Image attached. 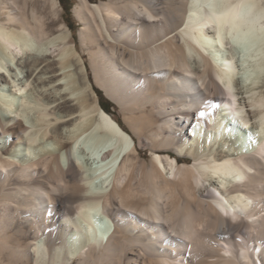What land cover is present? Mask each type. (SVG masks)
Masks as SVG:
<instances>
[{
    "label": "bare ground",
    "instance_id": "6f19581e",
    "mask_svg": "<svg viewBox=\"0 0 264 264\" xmlns=\"http://www.w3.org/2000/svg\"><path fill=\"white\" fill-rule=\"evenodd\" d=\"M76 14L0 0V264H264V0Z\"/></svg>",
    "mask_w": 264,
    "mask_h": 264
},
{
    "label": "rangeland",
    "instance_id": "374dc122",
    "mask_svg": "<svg viewBox=\"0 0 264 264\" xmlns=\"http://www.w3.org/2000/svg\"><path fill=\"white\" fill-rule=\"evenodd\" d=\"M67 1H71L72 3H74V5L72 7V14H71V16L69 18L67 17V15L65 14L64 7H63V5L61 3V0H59V14H60V18H59L58 21H64L67 24H68L67 21H70V23L72 25V29L71 30H72V34L74 36V40L77 41V44H78L79 48L81 49L80 29H81V26L83 25V23H82V21L80 20V18L76 14L77 4L80 2V0H67ZM92 1H93V3H100V2H106L107 0H102V1L101 0H92ZM43 2H44V0H40L41 4ZM47 13H48V15H47L48 16V23L51 24V27L57 28V23L53 24V19H54L53 14L51 12H47ZM85 57H86L87 64H88V67H89V78L91 79L94 87H97V88L101 89L103 91V94L114 103V106L112 107L113 116L115 115L114 117L122 122V125L126 128V130H128V131H130V132H132L134 134V131H132L133 130L132 125H129L130 122L126 118V112L123 109H121V107H120V105L118 104L117 101H115L113 98H111L109 95H107L105 90L103 88L99 87L98 84L95 83V79L93 78L94 75H93V72H92V70L90 68L89 54L88 53L85 54ZM36 84L37 83H33L32 82L30 84V87L28 86L29 87L28 91L29 92L32 91L35 94L39 95L41 93V91H43L44 89H42L39 85H36ZM50 92L51 91L49 89H47L45 92L41 93V95L43 97H45V95H47V93H50ZM98 97H99V95H98ZM134 136L136 137L135 134H134ZM136 139H138V138L136 137ZM141 151L143 153L142 157L145 160H147L148 162H150V159L152 158V153H150L151 149L149 147H147L146 149L145 148H141ZM87 156L90 158V161H94V163H97V160H94V157H91L90 155H87ZM184 159L185 160H190V158L187 159L186 157H184L182 160H184ZM63 216L64 215H62V217Z\"/></svg>",
    "mask_w": 264,
    "mask_h": 264
},
{
    "label": "trees",
    "instance_id": "16d2710c",
    "mask_svg": "<svg viewBox=\"0 0 264 264\" xmlns=\"http://www.w3.org/2000/svg\"><path fill=\"white\" fill-rule=\"evenodd\" d=\"M61 3L63 5V7H64L65 14L69 18L71 16V14H72V7H73L74 3H72L71 1H67V0H61ZM67 22H68V25L70 26V28L72 29V25H71L70 21H67ZM95 89L98 92L101 106L107 112L113 113L112 107L114 106V103L103 94V91L101 89H99L97 87ZM118 121L122 125V122L120 120H118Z\"/></svg>",
    "mask_w": 264,
    "mask_h": 264
},
{
    "label": "water",
    "instance_id": "95a60500",
    "mask_svg": "<svg viewBox=\"0 0 264 264\" xmlns=\"http://www.w3.org/2000/svg\"><path fill=\"white\" fill-rule=\"evenodd\" d=\"M236 46H237V48H238L240 54H242V55L244 54L243 52L247 50L244 44H236ZM242 48H243V49H242ZM92 153H93V154H96V152L93 151V150H92Z\"/></svg>",
    "mask_w": 264,
    "mask_h": 264
},
{
    "label": "snow or ice",
    "instance_id": "6c2138e0",
    "mask_svg": "<svg viewBox=\"0 0 264 264\" xmlns=\"http://www.w3.org/2000/svg\"><path fill=\"white\" fill-rule=\"evenodd\" d=\"M199 115L203 116V115H204V113H203V112H199Z\"/></svg>",
    "mask_w": 264,
    "mask_h": 264
}]
</instances>
